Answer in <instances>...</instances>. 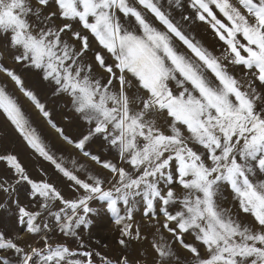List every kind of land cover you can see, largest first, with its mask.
Segmentation results:
<instances>
[{
  "label": "snow or ice",
  "instance_id": "6c2138e0",
  "mask_svg": "<svg viewBox=\"0 0 264 264\" xmlns=\"http://www.w3.org/2000/svg\"><path fill=\"white\" fill-rule=\"evenodd\" d=\"M0 116L69 189L0 152V264H264V0H0Z\"/></svg>",
  "mask_w": 264,
  "mask_h": 264
},
{
  "label": "rangeland",
  "instance_id": "374dc122",
  "mask_svg": "<svg viewBox=\"0 0 264 264\" xmlns=\"http://www.w3.org/2000/svg\"><path fill=\"white\" fill-rule=\"evenodd\" d=\"M195 35H197L198 38L202 39L204 43L209 47L215 46V41L211 39L210 34L204 35L202 34V30H197ZM27 83L38 94L41 95L42 99H44L48 103L49 108L53 111L54 119L60 126L65 129V132L69 136L75 139L84 132V125L71 112V110L64 105V103L50 96L49 90L44 84L39 83L34 79H28ZM32 119L34 120L35 125L44 133L45 137L52 138L54 146L58 149H61V142L54 138L53 134L50 133L49 130L45 127L43 121L37 120L34 115L32 116ZM0 137H2V140H0V152H15L34 179L39 180L41 178H44L40 173V169L43 168L48 172L49 177L56 181L57 186L63 188L66 193L69 191V189H67L63 183L56 180V177L52 175L51 168L47 162L39 159L35 155H32L31 151L26 148L18 135L12 130L11 125L8 124V122L2 116H0ZM90 149L94 153H99L102 156L105 155L103 152H101V146L99 142L92 143L90 145ZM64 155L65 159H67L68 156L66 152L64 153ZM2 168L3 165H0V169ZM19 192L21 204H27L28 198L26 196V188L21 187ZM15 211L16 209L14 205L0 208V230H3L5 232L19 231V228L15 222ZM109 221V217H104L99 221L97 227L93 229V240L91 244L92 247L99 248L102 251H104L105 249H103L101 245L106 244L108 245V249L111 250L110 254L114 255L116 251H118V249L116 247L114 239V225ZM96 240L100 241V245L96 244Z\"/></svg>",
  "mask_w": 264,
  "mask_h": 264
}]
</instances>
